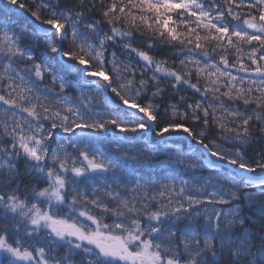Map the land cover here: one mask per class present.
Masks as SVG:
<instances>
[{
    "label": "snow or ice",
    "instance_id": "snow-or-ice-1",
    "mask_svg": "<svg viewBox=\"0 0 264 264\" xmlns=\"http://www.w3.org/2000/svg\"><path fill=\"white\" fill-rule=\"evenodd\" d=\"M0 264H264V0H5Z\"/></svg>",
    "mask_w": 264,
    "mask_h": 264
},
{
    "label": "trees",
    "instance_id": "trees-1",
    "mask_svg": "<svg viewBox=\"0 0 264 264\" xmlns=\"http://www.w3.org/2000/svg\"><path fill=\"white\" fill-rule=\"evenodd\" d=\"M5 3V0H0V7H2Z\"/></svg>",
    "mask_w": 264,
    "mask_h": 264
}]
</instances>
